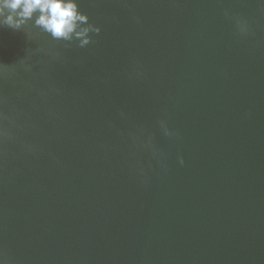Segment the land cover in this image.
Segmentation results:
<instances>
[{"label": "water", "instance_id": "water-1", "mask_svg": "<svg viewBox=\"0 0 264 264\" xmlns=\"http://www.w3.org/2000/svg\"><path fill=\"white\" fill-rule=\"evenodd\" d=\"M79 3L0 26V258L264 264V0Z\"/></svg>", "mask_w": 264, "mask_h": 264}, {"label": "clouds", "instance_id": "clouds-1", "mask_svg": "<svg viewBox=\"0 0 264 264\" xmlns=\"http://www.w3.org/2000/svg\"><path fill=\"white\" fill-rule=\"evenodd\" d=\"M29 21L53 40L77 41L80 47L91 42L90 33L101 31L80 10L79 0H0V26L20 30ZM237 23L241 32L248 30L246 23ZM164 130L170 134L166 126ZM180 163L183 164L182 158ZM0 264H6L3 258Z\"/></svg>", "mask_w": 264, "mask_h": 264}]
</instances>
